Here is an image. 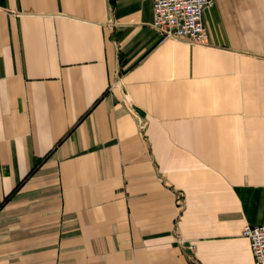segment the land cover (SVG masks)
Listing matches in <instances>:
<instances>
[{
  "label": "crops",
  "instance_id": "1",
  "mask_svg": "<svg viewBox=\"0 0 264 264\" xmlns=\"http://www.w3.org/2000/svg\"><path fill=\"white\" fill-rule=\"evenodd\" d=\"M202 17L199 44L152 0H0V264H264V0Z\"/></svg>",
  "mask_w": 264,
  "mask_h": 264
},
{
  "label": "built area",
  "instance_id": "2",
  "mask_svg": "<svg viewBox=\"0 0 264 264\" xmlns=\"http://www.w3.org/2000/svg\"><path fill=\"white\" fill-rule=\"evenodd\" d=\"M213 0H152L151 27L161 37H173L189 43L204 44L209 39V29L202 11ZM241 232L248 239V247L255 263H264V221L244 222ZM193 247V242H188Z\"/></svg>",
  "mask_w": 264,
  "mask_h": 264
}]
</instances>
